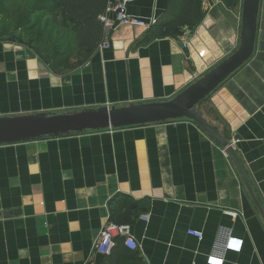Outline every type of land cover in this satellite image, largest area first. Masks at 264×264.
Listing matches in <instances>:
<instances>
[{
	"label": "crops",
	"instance_id": "obj_1",
	"mask_svg": "<svg viewBox=\"0 0 264 264\" xmlns=\"http://www.w3.org/2000/svg\"><path fill=\"white\" fill-rule=\"evenodd\" d=\"M170 1L138 0L128 12L161 24ZM207 1L195 28L148 43L139 42L150 28L112 13L104 45L64 74L0 40V116L173 98L239 47L242 1ZM199 109L234 144L264 208V0L253 57ZM122 196L149 205L132 222L142 264H264L262 214L226 150L189 119L1 145L0 264H97Z\"/></svg>",
	"mask_w": 264,
	"mask_h": 264
},
{
	"label": "trees",
	"instance_id": "obj_2",
	"mask_svg": "<svg viewBox=\"0 0 264 264\" xmlns=\"http://www.w3.org/2000/svg\"><path fill=\"white\" fill-rule=\"evenodd\" d=\"M112 1L0 0V40H13L32 48L56 74L72 72L86 64L104 41L105 23L100 17ZM223 1L234 8L242 0ZM168 12L172 19L155 23L139 43L179 37L184 28L193 29L202 22L207 9L202 8V0H171ZM42 38L48 39L49 46L53 44L52 50L38 44ZM129 200L130 197L122 196L117 204L112 201L113 221L132 224L149 209L146 202ZM100 258L97 264H142L140 253L127 247L121 238L111 255Z\"/></svg>",
	"mask_w": 264,
	"mask_h": 264
},
{
	"label": "water",
	"instance_id": "obj_3",
	"mask_svg": "<svg viewBox=\"0 0 264 264\" xmlns=\"http://www.w3.org/2000/svg\"><path fill=\"white\" fill-rule=\"evenodd\" d=\"M261 5L262 0H242V28L237 50L173 98L124 106L106 105L74 111L0 116V146L78 135L87 131L189 119L226 150L264 218V208L234 145L216 130L199 109L201 103L253 57L259 32Z\"/></svg>",
	"mask_w": 264,
	"mask_h": 264
},
{
	"label": "built area",
	"instance_id": "obj_4",
	"mask_svg": "<svg viewBox=\"0 0 264 264\" xmlns=\"http://www.w3.org/2000/svg\"><path fill=\"white\" fill-rule=\"evenodd\" d=\"M138 0H113L109 3L104 14L101 15L100 19L105 24L109 22L110 15L114 13L117 16V21L120 25H131L143 27L146 29L151 28L156 22V18H151L150 20L134 16L128 12V7L130 4ZM203 7L207 9L208 1L203 0ZM104 45V41L101 46ZM184 45L188 46V41L184 38ZM235 142V140H234ZM231 143V142H230ZM234 145L233 143H231ZM190 234L197 236L198 238H203V233L197 230H189ZM118 238L124 240V244L135 250L139 247V244L132 234V224L128 223H117L112 219L108 220L103 226L99 238L96 241L95 251L98 255H111L117 246ZM237 238H231L232 242H235Z\"/></svg>",
	"mask_w": 264,
	"mask_h": 264
},
{
	"label": "rangeland",
	"instance_id": "obj_5",
	"mask_svg": "<svg viewBox=\"0 0 264 264\" xmlns=\"http://www.w3.org/2000/svg\"><path fill=\"white\" fill-rule=\"evenodd\" d=\"M25 25V24H24ZM60 39V38H59ZM59 39H58V41H59ZM38 44H45L46 46V48H48L49 50L51 49H53V44H51L50 46H49V41H48V39L47 38H42V39H40L39 41H38Z\"/></svg>",
	"mask_w": 264,
	"mask_h": 264
}]
</instances>
